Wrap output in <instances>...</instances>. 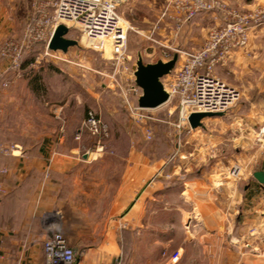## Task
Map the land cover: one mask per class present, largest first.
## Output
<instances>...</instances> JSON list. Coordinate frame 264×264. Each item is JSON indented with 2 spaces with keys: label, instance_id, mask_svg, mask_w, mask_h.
Here are the masks:
<instances>
[{
  "label": "crops",
  "instance_id": "1",
  "mask_svg": "<svg viewBox=\"0 0 264 264\" xmlns=\"http://www.w3.org/2000/svg\"><path fill=\"white\" fill-rule=\"evenodd\" d=\"M221 1L244 10L264 5ZM33 10V0H0V83L10 82L16 113L27 98L28 113L43 115L39 137L3 141L22 152L0 153V171L8 170L0 173L7 191L0 195V264H44L43 246L56 226L76 251V264H168L176 252L182 255L177 264H264V186L254 178L243 192L225 180L228 153L219 148L231 139L217 121L223 117L205 119L164 160L158 150L115 139L118 119L105 113L110 152L85 153L94 144L85 134L77 139L86 118L83 99L75 97L73 105L65 100L82 78L41 77L39 89H32V77L10 71L2 56L19 11L28 17ZM263 43L264 28L253 31L249 46L234 53L230 65L244 70L247 54ZM259 161L250 159L253 177L264 172V159L260 166Z\"/></svg>",
  "mask_w": 264,
  "mask_h": 264
},
{
  "label": "rangeland",
  "instance_id": "2",
  "mask_svg": "<svg viewBox=\"0 0 264 264\" xmlns=\"http://www.w3.org/2000/svg\"><path fill=\"white\" fill-rule=\"evenodd\" d=\"M171 1L126 0L120 5L118 13L123 26L128 30L129 57L128 61L121 65L117 64L109 51L94 50L90 41L70 27L68 37L78 41L79 47L71 48L67 54L50 52L51 56H46L44 40L48 39V28L45 24H41L40 15L35 8L31 13L29 12L28 17L19 11L14 32L3 41L2 50L7 47L6 44L11 45L14 54L22 49L20 61L26 64L24 73L29 77H81L83 82L67 94L66 101L71 100L73 105L75 97H81L85 117L92 109L105 122L106 114L115 113L118 119L114 128L115 139L124 141L125 145L127 140H134L147 152L155 153L158 150L157 153H160L164 160L172 159L177 152L176 145L179 147L181 143L184 144L183 140L188 133V127L182 130L175 127L179 119L177 103L173 102L145 112L156 121L138 122L126 109L124 95L126 93L133 99L130 89L135 81L134 68L139 56L146 64H155L159 61L168 62L178 55L175 68L177 70L183 61L181 53L192 52V49L200 50L211 32L220 26L223 20L220 13L215 11L198 15L178 27L171 20L163 18ZM259 47L261 48L255 49L252 55L247 54L250 60L248 63L245 62L244 70H239L240 68L230 63L215 70L217 78L241 92L239 102L224 114L223 120L217 121L225 128V133L231 139V142L219 148V153H223L224 150L228 153L226 160H223L225 165L222 164L227 177L225 180L239 185L243 192L254 179L252 176L254 168L252 164L250 165V159L260 160L258 166L264 159V43ZM170 76L172 74L163 81L167 83ZM91 86H93L92 91L99 95L98 98H95L94 92L91 94ZM0 89L6 97L3 105L0 106V140L20 142L32 136V133L39 137L43 115L28 113L27 98H23L20 102V105L21 103L24 105L20 106L23 108L22 111L16 113L10 100L11 88L5 89L0 86ZM220 127L217 126V130H214L215 135L218 134ZM148 129L152 132L151 140L146 138ZM84 134L92 144L97 143L89 132ZM111 140L110 135V138L104 142L103 153L110 152ZM94 145L85 153H97V145L95 147ZM241 153L246 154V158L242 157V159ZM232 160L235 162L233 163ZM239 167H243V172ZM167 178L170 180V174ZM227 197L229 198V195Z\"/></svg>",
  "mask_w": 264,
  "mask_h": 264
},
{
  "label": "built area",
  "instance_id": "3",
  "mask_svg": "<svg viewBox=\"0 0 264 264\" xmlns=\"http://www.w3.org/2000/svg\"><path fill=\"white\" fill-rule=\"evenodd\" d=\"M125 1L33 0V7L40 15L41 24L48 28V39L44 40L46 56H51L47 47L56 27L64 24L79 31L84 39L92 43L94 50L109 51L118 65L126 63L129 59L128 30L123 26L118 13V8ZM215 11L221 14L222 24L211 32L200 50L181 53L183 61L180 68L172 73L167 83L163 81L165 89L170 94L167 104L177 103L179 119L175 127L178 130L188 127V132H191L189 117L193 113L226 114L239 102L241 92L217 78L215 70L219 66H227L234 53L249 46L253 31L264 28V5L244 10L229 6L221 0H172L163 18L181 27L198 15ZM6 45L2 56L9 61V70L21 72L22 49L14 54L11 45ZM9 85L10 82L7 80L0 83L1 88L5 89ZM130 91L133 99L125 93L124 100L131 117L138 122L156 121L145 114L149 110L139 108L138 99L142 91L136 86L135 81ZM84 132H89L96 139L97 153H103L104 142L110 138V127L92 110L88 111L78 132V140ZM146 136L148 140L152 139L151 129L147 130ZM14 151L22 152V148L18 145H5L0 140V153L9 155ZM0 173L6 175L8 170L2 169ZM6 193V189L0 185V195ZM43 251L44 264H76V251L69 246L58 226L53 228V232L46 239ZM181 257L180 252L168 256V264H177Z\"/></svg>",
  "mask_w": 264,
  "mask_h": 264
},
{
  "label": "water",
  "instance_id": "4",
  "mask_svg": "<svg viewBox=\"0 0 264 264\" xmlns=\"http://www.w3.org/2000/svg\"><path fill=\"white\" fill-rule=\"evenodd\" d=\"M70 28L59 24L48 44V51L67 54L71 48L79 47V42L68 37ZM179 56L168 62L159 61L155 64H146L139 56L134 68L135 84L141 89L142 95L138 99V106L144 110H156L169 102L170 94L165 89L163 79L173 73ZM223 113H193L189 117V124L193 130L203 128V121L209 118L223 117ZM254 178L264 186V172L258 171Z\"/></svg>",
  "mask_w": 264,
  "mask_h": 264
},
{
  "label": "trees",
  "instance_id": "5",
  "mask_svg": "<svg viewBox=\"0 0 264 264\" xmlns=\"http://www.w3.org/2000/svg\"><path fill=\"white\" fill-rule=\"evenodd\" d=\"M45 46H46V44H45ZM25 66H26V64L23 62L22 63V70L25 69ZM29 83H30V86H32V89L33 88L35 89V87L38 89L40 87V85H41V77H32L30 79V82ZM35 83H36V85H34Z\"/></svg>",
  "mask_w": 264,
  "mask_h": 264
}]
</instances>
